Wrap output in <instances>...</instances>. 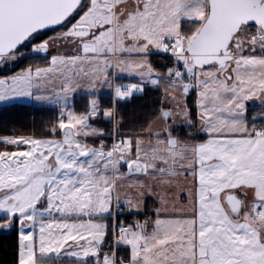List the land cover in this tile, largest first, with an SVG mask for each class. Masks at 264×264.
<instances>
[{
    "label": "snow or ice",
    "instance_id": "1",
    "mask_svg": "<svg viewBox=\"0 0 264 264\" xmlns=\"http://www.w3.org/2000/svg\"><path fill=\"white\" fill-rule=\"evenodd\" d=\"M30 55L0 105L57 114L0 135L15 264H264V0H0V69Z\"/></svg>",
    "mask_w": 264,
    "mask_h": 264
},
{
    "label": "trees",
    "instance_id": "2",
    "mask_svg": "<svg viewBox=\"0 0 264 264\" xmlns=\"http://www.w3.org/2000/svg\"><path fill=\"white\" fill-rule=\"evenodd\" d=\"M153 62L160 69L168 64V57L156 56L152 58ZM42 58L32 57L23 59L12 69L6 68L0 75L8 74L12 71H18L29 63H43ZM9 69V70H8ZM159 93L155 89H147L141 97H134L130 102L120 105L122 114L128 123H143L154 111L156 99ZM111 96L102 95L105 103ZM87 96L76 99L77 110L87 103ZM252 113V111H251ZM55 108H40L32 105H11L0 109V135L4 134H28L35 132L36 135L43 134L45 121H50L56 117ZM103 126L107 127V122L102 121ZM102 124V123H100ZM178 131L183 135L184 129L181 127ZM16 233L0 231V264H15L16 259Z\"/></svg>",
    "mask_w": 264,
    "mask_h": 264
},
{
    "label": "crops",
    "instance_id": "3",
    "mask_svg": "<svg viewBox=\"0 0 264 264\" xmlns=\"http://www.w3.org/2000/svg\"><path fill=\"white\" fill-rule=\"evenodd\" d=\"M156 56L167 57V54H163V53H153L152 58L153 57H156ZM101 95H109V96H111V93L108 90H104ZM143 95L136 96V97H141ZM262 110H264V105L260 104V102H258V101H250L248 103V116H249L250 119H251V117L254 114H257V113L261 112ZM251 111H252V113H251ZM261 120L262 119H257L255 121V123H259ZM100 122L102 123L101 126H103V122L102 121H100Z\"/></svg>",
    "mask_w": 264,
    "mask_h": 264
},
{
    "label": "rangeland",
    "instance_id": "4",
    "mask_svg": "<svg viewBox=\"0 0 264 264\" xmlns=\"http://www.w3.org/2000/svg\"><path fill=\"white\" fill-rule=\"evenodd\" d=\"M32 57H37V58H42V57H40V56H32ZM43 59V58H42ZM22 61V60H21ZM21 61H19L17 64H19ZM16 64V65H17ZM15 65V66H16ZM14 66H9V67H6V68H9V69H12ZM6 68H3V69H0V73L1 72H5L6 71ZM8 69V70H9ZM83 96H87V94L86 93H77V95H76V97H75V103H76V99H79V98H81V97H83ZM86 103H84L83 104V106L85 105ZM22 105H30V104H22ZM8 106H11V105H0V109L1 108H4V107H8ZM32 106H34V105H32ZM37 107V106H36ZM48 108H52V107H48ZM101 123V122H100Z\"/></svg>",
    "mask_w": 264,
    "mask_h": 264
},
{
    "label": "built area",
    "instance_id": "5",
    "mask_svg": "<svg viewBox=\"0 0 264 264\" xmlns=\"http://www.w3.org/2000/svg\"><path fill=\"white\" fill-rule=\"evenodd\" d=\"M261 123H264V120H261L259 123H257L258 125L261 124Z\"/></svg>",
    "mask_w": 264,
    "mask_h": 264
}]
</instances>
